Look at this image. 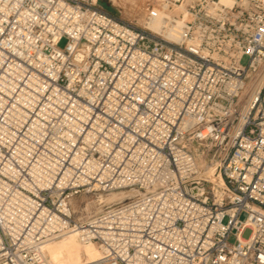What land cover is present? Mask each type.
Returning a JSON list of instances; mask_svg holds the SVG:
<instances>
[{
	"label": "built area",
	"instance_id": "2783aa9c",
	"mask_svg": "<svg viewBox=\"0 0 264 264\" xmlns=\"http://www.w3.org/2000/svg\"><path fill=\"white\" fill-rule=\"evenodd\" d=\"M159 8L155 31L0 0V264L73 234L100 251L83 264H264V0ZM81 194L103 206L78 218Z\"/></svg>",
	"mask_w": 264,
	"mask_h": 264
},
{
	"label": "rangeland",
	"instance_id": "374dc122",
	"mask_svg": "<svg viewBox=\"0 0 264 264\" xmlns=\"http://www.w3.org/2000/svg\"><path fill=\"white\" fill-rule=\"evenodd\" d=\"M101 4L108 9L109 11L117 14L120 18L124 20H128L133 22L136 25H146L149 10L154 7L159 8L161 6V0H100ZM147 9V10H146ZM153 30V29H152ZM66 44V40L62 41L60 46L64 47ZM243 63H246V59L243 61ZM198 159L201 163V165H204L205 163V158L203 155H201V152H198ZM134 195L132 191H125V192H113L108 195H103V202L104 204L108 205H115L119 203V201H122L124 199H128ZM97 196L95 195H90V194H81L77 197L74 198L73 200V208L77 212V217H88L89 215L97 212L103 205L99 204V200L96 198ZM247 217L246 213H242L240 218L241 220H245ZM251 229L248 228L244 231L243 236L245 238H248L251 235ZM65 236L61 239L55 240L53 242L60 243L64 239H66ZM78 239V238H77ZM79 240V239H78ZM231 242L235 241L234 237L230 238ZM78 243V242H77ZM81 243V242H80ZM78 243V246L81 250V255H82V262L80 264H83L84 262H87V254L85 253V250L90 246L93 247L92 245L87 244H80ZM58 246L65 247L71 245L68 243H60L57 244ZM97 247V246H96ZM95 250H97L95 247H93ZM99 250V249H98ZM49 255V253H47Z\"/></svg>",
	"mask_w": 264,
	"mask_h": 264
},
{
	"label": "bare ground",
	"instance_id": "6f19581e",
	"mask_svg": "<svg viewBox=\"0 0 264 264\" xmlns=\"http://www.w3.org/2000/svg\"><path fill=\"white\" fill-rule=\"evenodd\" d=\"M166 14H167L166 11H164L161 8L155 7L152 10L150 9L149 13H147V15H149V20L147 22L148 26L155 31L161 30L164 24ZM168 35L173 39H176L178 37V33L176 32L175 29L169 31ZM77 242L80 243V241L77 239V236L73 234L70 235L69 237H66V239L60 242V243H68V244L71 243V245L69 246L61 247L57 245L60 243H56V242L49 243L45 247L46 252L49 253V255L47 254L49 263L50 264H80L82 262L81 261L82 249L80 250ZM88 245H92L97 250L89 246L85 250V253L87 254L86 259H88V261L97 259L100 256V251L94 244H87L86 246Z\"/></svg>",
	"mask_w": 264,
	"mask_h": 264
}]
</instances>
